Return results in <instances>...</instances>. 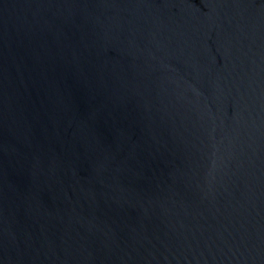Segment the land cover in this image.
Listing matches in <instances>:
<instances>
[{
  "label": "water",
  "instance_id": "water-1",
  "mask_svg": "<svg viewBox=\"0 0 264 264\" xmlns=\"http://www.w3.org/2000/svg\"><path fill=\"white\" fill-rule=\"evenodd\" d=\"M0 264H264V0H0Z\"/></svg>",
  "mask_w": 264,
  "mask_h": 264
}]
</instances>
